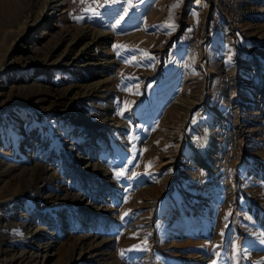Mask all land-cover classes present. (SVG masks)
<instances>
[{"label":"rangeland","instance_id":"obj_1","mask_svg":"<svg viewBox=\"0 0 264 264\" xmlns=\"http://www.w3.org/2000/svg\"><path fill=\"white\" fill-rule=\"evenodd\" d=\"M64 3L28 0L0 41V264H257L264 0ZM49 26L148 38L92 41L79 63H52L75 48L68 40L49 64H27ZM68 87L79 94H46Z\"/></svg>","mask_w":264,"mask_h":264},{"label":"bare ground","instance_id":"obj_2","mask_svg":"<svg viewBox=\"0 0 264 264\" xmlns=\"http://www.w3.org/2000/svg\"><path fill=\"white\" fill-rule=\"evenodd\" d=\"M64 2L65 3L63 5V7L60 9V11H62V9H64V8L68 9L70 6L71 0H64ZM27 7H28V0H20V1L19 0H0V41L3 42V45L6 44L8 37L11 38V34L13 33L12 31L14 30V27L19 24L20 17L26 11ZM48 7H50V6H48ZM46 14H48V12ZM55 16H57V15H55ZM44 24H47V22ZM44 24L43 23L39 24L33 34H35V35L38 34L37 29L40 28ZM48 28L50 29L49 30L50 32L52 31L50 33V35H52V38H50L48 40V42L43 44L40 48L32 49V53H33L35 59H33V61H31L30 63H27V64H31L32 62H36V64H38L40 67H42L43 65L49 64V62L53 58L52 56L59 50V47L64 42H67L68 40L70 42L74 43L75 48H72V47L70 48L71 52H70L69 56H67L68 58L66 56H63L62 58H60L58 60H52V63L64 62V61H65V64H68L70 61H71V64L72 63H74V64L79 63L78 59L80 58V56L77 57L76 55H78L79 52L80 53L83 52L84 50L88 51L87 50L88 44H90V42H92V41L93 42L107 41V40H111V38L113 37L114 42H115L114 45H118L120 43V41L124 38H127L128 41H133L135 43L143 42V41L147 40V38H148L146 33L143 32L142 30H141V32L136 31V32H132L128 35H120L118 33H113V35H110L109 32L108 33L101 32V31H98L97 29H94L92 27L91 28L86 27L83 29H74L71 27V28H66V29H60L59 31H54V29L50 28V26ZM28 38L29 37L23 39L22 45H24L26 43V40H28ZM87 38H90V41L82 47L83 40L87 39ZM102 44H104V48H105L106 54H107L106 55L107 57L104 59L105 62L102 65L103 66H109V64H107V63H108V59L111 56V52H110V49H108V45L106 43H102ZM81 54H83V53H81ZM88 65L90 67L88 69V70H90V73L88 75L93 76V73L96 72L95 70H93L94 69L93 66L95 64L94 63H88ZM106 80H108V79L106 78L105 81ZM101 81L102 80H98L94 83L86 84L83 88H85V90H87L88 88L92 89V88H94V85L91 86L92 84L96 85V84H99ZM29 87H30V85H29ZM20 88H21V86H19L17 88V90H20ZM79 89L80 88L68 87L66 89L58 90L55 92L53 90L47 91L46 94H50L55 100L53 102H56L58 99H70V98L75 97V95L79 94L78 93V92H80ZM42 100L43 99H39L33 103H35L37 105ZM218 140L220 142H222L221 141L222 138L219 137ZM217 147L219 148V145Z\"/></svg>","mask_w":264,"mask_h":264},{"label":"snow or ice","instance_id":"obj_3","mask_svg":"<svg viewBox=\"0 0 264 264\" xmlns=\"http://www.w3.org/2000/svg\"><path fill=\"white\" fill-rule=\"evenodd\" d=\"M74 2H75V0H74ZM80 2H81V3H84V0H80ZM93 2H95V0H93ZM108 2H109V0H105V3H108ZM111 2H115V0H111ZM124 2L127 3L128 0H124ZM175 6H176V5H173V7H175ZM85 10H86V11H92V12H93L94 14H96V15L99 14L95 8H92V7H91V5H89V7L86 8ZM123 11H124V14L126 15V14H127V9L125 8ZM77 19H79V17H78ZM123 19H124V16L121 15L120 18L116 21V24H119V23H120V20H123ZM113 27H115V26L113 25ZM168 27H170V28H174L175 26H174V24H169ZM189 31H191V29H189ZM113 47H114L115 49H118V48H122V47H126V46H122V45H114ZM118 54H119V53H118ZM143 54H144V55H147L146 52H144ZM230 59H231V57H229V61H230ZM126 62H127V63H131L132 61H126ZM126 106H127V105H126ZM117 114L123 116V111H120V112H118ZM134 159H135V157H132L131 159H126L125 162H124V165L121 166V169H120V170H114V176H115L117 179H120L121 177L125 176L126 171H127V167H126V166L132 164ZM148 167H151V162H149ZM132 175L135 176L136 173H133ZM124 215L126 216V215H128V213H125ZM230 215H231V211H229V213L226 214V216H225V220H227V219H228V216H230ZM122 218H123V217H122ZM221 235L223 236L224 233L221 232ZM262 235H264V234H262ZM261 242L264 243V240H262ZM146 243H147V238H145V241H144V244H145V245H146ZM220 247H222V246H221V245H217V246H216V248H220ZM235 248H236V254H237V255H239L240 252H247V249H246V248H243L242 246H235ZM143 250H147L146 247H145ZM214 254H215L217 257L220 256V252H214ZM123 255H124V252L122 251V252H121V256H123ZM212 264H218V262H217V261H213ZM257 264H264V260L257 261Z\"/></svg>","mask_w":264,"mask_h":264},{"label":"crops","instance_id":"obj_4","mask_svg":"<svg viewBox=\"0 0 264 264\" xmlns=\"http://www.w3.org/2000/svg\"><path fill=\"white\" fill-rule=\"evenodd\" d=\"M262 255H260L261 257H258V259H260L259 261L261 260H264V252H261Z\"/></svg>","mask_w":264,"mask_h":264},{"label":"built area","instance_id":"obj_5","mask_svg":"<svg viewBox=\"0 0 264 264\" xmlns=\"http://www.w3.org/2000/svg\"><path fill=\"white\" fill-rule=\"evenodd\" d=\"M201 257H202V259H200V260H202V262H204L205 257L204 256H201Z\"/></svg>","mask_w":264,"mask_h":264}]
</instances>
